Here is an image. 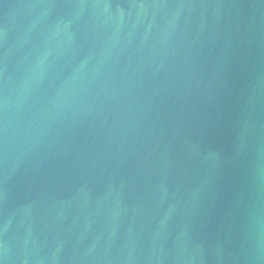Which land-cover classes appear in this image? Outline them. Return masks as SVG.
<instances>
[{"label": "water", "instance_id": "obj_1", "mask_svg": "<svg viewBox=\"0 0 264 264\" xmlns=\"http://www.w3.org/2000/svg\"><path fill=\"white\" fill-rule=\"evenodd\" d=\"M0 264H264V0H0Z\"/></svg>", "mask_w": 264, "mask_h": 264}]
</instances>
